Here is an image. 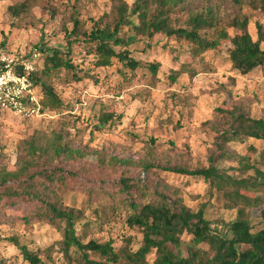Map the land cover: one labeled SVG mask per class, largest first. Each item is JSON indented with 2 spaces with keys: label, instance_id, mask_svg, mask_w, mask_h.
<instances>
[{
  "label": "rangeland",
  "instance_id": "374dc122",
  "mask_svg": "<svg viewBox=\"0 0 264 264\" xmlns=\"http://www.w3.org/2000/svg\"><path fill=\"white\" fill-rule=\"evenodd\" d=\"M116 1L0 0V48L10 54L27 52L41 43H44L42 51L63 48L65 30L72 28L74 16L86 29L98 21L103 25L111 20ZM122 1L128 6L134 2ZM20 3L26 5V10L13 15L9 6ZM210 4L225 20L236 14L246 16L253 39L256 23L264 26V12L260 8L254 9L246 2L239 7L234 0H187L185 7L169 13V21L175 27H184L189 12ZM123 33L127 37L132 32L125 28ZM229 33L232 35L234 30L230 29ZM230 48L228 40H221L215 49L193 58L187 45L162 33L149 39L135 36L126 49L143 67L134 76L128 73L123 79L118 71L121 63L117 60H113L111 67L94 68L90 63L92 57L80 46H73V62L84 72L87 70L89 76L74 81L61 71L51 78L62 102L59 110L39 117H21L9 110H0V194L7 189L21 190L30 182L27 175L9 180L5 185L1 181L2 177L21 169L29 147H34L39 154L56 141L68 148L67 157L70 152L82 157L67 162L58 157L53 165L49 158L41 156L37 169L46 170L55 178L46 199L82 210L80 222L89 225L83 241L111 240L121 256L120 264L126 252L136 251L140 246L141 231L124 224L123 213L106 217L100 223L95 221L96 213L90 209L96 210L97 205L94 199H88L89 189L114 192L120 188L122 177L142 183L149 181L153 185L162 183L171 187L170 190L178 189L184 203L191 208L206 202V216L219 233H223L224 223L235 218L236 208L224 207L230 200L222 193H213L210 197L208 183L202 177L161 171L162 166L186 165L194 169L207 168L213 163L235 179L248 177L252 184L242 193L255 202L248 207V218L258 229L264 209V175L257 178L253 170H242L237 159L218 160L217 134L229 129V109L242 110L252 118L264 116V66L240 75L229 63ZM150 63L159 66L155 77L147 70ZM175 73L178 77L171 82V75ZM106 113L114 116L99 129L98 122ZM253 147L250 148L248 141L237 142L230 145V150L246 156L250 166L254 165L264 174L261 144L253 143ZM111 158L132 164L113 163ZM146 161L154 164L149 172L140 166ZM35 181L37 188H43L42 176H37ZM15 200L16 204L4 196L0 201V260L7 264L21 263L18 245L42 252L63 235L61 221L51 224L35 217L33 211L38 202L27 195ZM71 251L72 257L79 256L74 247ZM41 257L45 259L46 252ZM51 258L45 259L44 264H76L75 261L68 263L56 246Z\"/></svg>",
  "mask_w": 264,
  "mask_h": 264
},
{
  "label": "trees",
  "instance_id": "16d2710c",
  "mask_svg": "<svg viewBox=\"0 0 264 264\" xmlns=\"http://www.w3.org/2000/svg\"><path fill=\"white\" fill-rule=\"evenodd\" d=\"M186 1L134 0L132 6H128L122 0H117L111 20L103 25L98 21L86 29L74 16L72 28L65 30L63 48H46L42 51L44 43L32 46L42 52V58L33 73V87L41 111L55 112L62 106L59 95L51 84V78L55 74L64 71L74 81L89 76L87 70L84 72L83 68L73 62L71 58L73 46H80L92 57L90 63L94 68L111 67L113 60H117L121 63L118 71L123 79H126L128 73L134 76V73L143 67L138 60L130 56L126 48L134 42L135 36L149 39L156 33H162L187 45L193 58L207 50L215 49L221 40H228L231 43L229 63L240 75H246L264 66V26L261 23H256V38L253 39L248 31L246 16L236 14L225 20L219 17L215 7L210 4L200 10L189 12L186 26L175 27L169 21V13L177 7H185ZM234 2L239 7L242 2H246L254 9L260 8L264 12V0ZM8 9L13 15H18L26 10V5L20 3L9 6ZM125 28L126 31L132 32L127 37L123 33ZM230 29L234 30L232 35L229 33ZM116 47L124 49L117 51ZM0 52L10 53L3 47L0 48ZM158 69L157 63L147 65L149 74L154 77ZM177 77L176 73L172 74L171 82ZM227 114L230 118L229 129L219 131L217 134L218 160L237 159L239 168L244 171L251 169L257 178L262 177L264 174L254 165L250 166L246 156L234 154L230 150V145L248 141L250 148H254L253 143L258 142L264 152V116L252 118L248 113L236 108L227 110ZM113 116L112 113L104 114L97 127L104 128ZM36 153L34 147H29L21 169L17 173L2 177L3 185L9 180H17L25 175L29 177L30 182L18 191L7 189L3 195L0 194V201L6 196L16 204L17 197L27 195L39 203L37 209L33 211L35 217H42L51 224L61 221L63 235L49 249L42 252L31 251L24 245H18L21 254L20 264H44L45 259L52 260L54 246L58 247L68 263L75 261L76 264H120L121 256L112 246L111 240L83 241L86 227L89 225L80 222V218L83 217L82 210L76 211L46 199V194L52 192L55 178L50 172L37 169L41 156L49 158L54 165L58 157L67 162L81 158L82 155L70 152L71 155L67 157L68 148L56 141H53L48 149ZM111 159L113 163L132 164L128 160ZM140 166L149 172L154 164L146 161ZM159 168L161 171L179 175L202 177L208 183L210 197L213 193H222L230 200L228 206L224 207L236 208L235 218L224 223V231L219 233L206 216V202H201L195 209L191 208L184 203L178 189L170 190L171 187L162 183L153 185L149 181L142 183L139 180L122 177L120 188L114 192L89 189L88 199H94L97 205L96 210L90 209L96 213L95 221L100 223L106 217L121 216L123 213L124 224L131 228L137 227L141 231L140 246L136 251L126 252L125 260L121 264H264V209L260 213V227L255 229L248 218V207L255 202L242 193L248 191L252 184L251 179L248 177L235 179L226 171L216 168L213 163L207 168L191 169L186 165ZM37 176L43 177L40 184L43 188L36 187ZM71 247L78 252V257H72ZM45 252L44 259L41 255ZM0 264L7 263L1 259Z\"/></svg>",
  "mask_w": 264,
  "mask_h": 264
},
{
  "label": "built area",
  "instance_id": "2783aa9c",
  "mask_svg": "<svg viewBox=\"0 0 264 264\" xmlns=\"http://www.w3.org/2000/svg\"><path fill=\"white\" fill-rule=\"evenodd\" d=\"M41 58L37 47L17 54L0 52V109L21 117L44 114L33 87V73Z\"/></svg>",
  "mask_w": 264,
  "mask_h": 264
}]
</instances>
